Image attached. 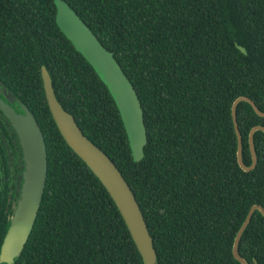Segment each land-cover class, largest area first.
I'll list each match as a JSON object with an SVG mask.
<instances>
[{
    "label": "trees",
    "instance_id": "1",
    "mask_svg": "<svg viewBox=\"0 0 264 264\" xmlns=\"http://www.w3.org/2000/svg\"><path fill=\"white\" fill-rule=\"evenodd\" d=\"M114 52L142 103L148 143L135 162L120 111L94 68L56 21L55 0H0V82L36 117L48 178L29 241L14 264H144L109 192L53 120L42 67L58 100L132 188L158 253L157 264H240L236 236L254 205L264 207V132L258 166L238 163L232 106L264 111V0H65ZM244 47L247 54L239 50ZM244 161L264 126L238 106ZM0 120V252L12 206L10 156ZM264 264V217L240 244Z\"/></svg>",
    "mask_w": 264,
    "mask_h": 264
},
{
    "label": "water",
    "instance_id": "2",
    "mask_svg": "<svg viewBox=\"0 0 264 264\" xmlns=\"http://www.w3.org/2000/svg\"><path fill=\"white\" fill-rule=\"evenodd\" d=\"M55 4L59 28L107 86L120 111L134 161L141 162L145 157L148 131L142 103L132 81L117 61L114 52L102 44L77 12L65 0H55ZM238 48L247 54L244 47ZM42 78L50 112L63 138L109 192L131 233L143 263L157 264L158 253L154 239L129 183L112 159L84 134L75 116L63 107L45 66L42 67ZM0 89L4 95L3 98L0 96V110L16 132L24 162V170L17 184V200L12 204L10 225L0 252V264H14L23 254L38 218L45 194L49 161L45 135L34 114L23 104H20L23 113H18L12 106L17 97L2 82ZM242 102L250 104L255 113L263 118L264 111L248 97H239L232 106L238 140V163L245 172H252L259 162L255 134L259 131L264 132V126H256L250 132L252 164L247 165L244 161V140L238 121V106ZM257 211L264 217L263 206H252L235 239L233 255L240 264H250L241 255L240 244ZM255 264H258L257 261Z\"/></svg>",
    "mask_w": 264,
    "mask_h": 264
},
{
    "label": "flooded vegetation",
    "instance_id": "3",
    "mask_svg": "<svg viewBox=\"0 0 264 264\" xmlns=\"http://www.w3.org/2000/svg\"><path fill=\"white\" fill-rule=\"evenodd\" d=\"M0 96L3 98V92L0 89ZM12 106L15 108V110L18 113H23L19 109V102L16 101L12 104ZM0 120H1V126L5 131L7 132L9 138H10V143L13 145V148L15 149V155L13 154V150L10 147L9 142L6 140V137L3 136L4 143L6 144V148L8 149V153L10 156L9 163H10V169H11V175L15 176V186H11V193L9 196V203L12 204L14 201L17 200L16 197V190H17V184L19 183V176L23 173L24 170V162H23V157H22V152L19 146V141L16 135V132L14 131L13 127L11 126L10 122L8 119L5 117L3 112L0 110ZM22 183V181H20Z\"/></svg>",
    "mask_w": 264,
    "mask_h": 264
}]
</instances>
